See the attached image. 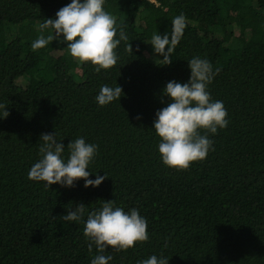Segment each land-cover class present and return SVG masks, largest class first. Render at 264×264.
Wrapping results in <instances>:
<instances>
[{
  "label": "trees",
  "instance_id": "16d2710c",
  "mask_svg": "<svg viewBox=\"0 0 264 264\" xmlns=\"http://www.w3.org/2000/svg\"><path fill=\"white\" fill-rule=\"evenodd\" d=\"M69 3L0 0V116L9 112L0 117V264H91L99 254L112 256L108 264L152 255L169 264H264V0H105L116 39L122 26L128 40L114 50L116 65L100 72L73 58L62 37L31 48L38 25ZM180 14L187 26L172 63L158 64L163 56L156 60L148 42L171 34ZM194 57L219 69L207 90L223 102L229 123L207 133L214 150L206 159L178 170L162 162L154 120L171 102L167 82H188ZM104 84L123 93L100 106ZM54 132L65 159L71 140L98 145L87 171L93 180L107 175L99 186L28 178L41 159V134ZM105 200L137 209L149 239L103 253L93 243L89 252L85 222ZM80 203L83 218L64 220Z\"/></svg>",
  "mask_w": 264,
  "mask_h": 264
},
{
  "label": "clouds",
  "instance_id": "9594fccd",
  "mask_svg": "<svg viewBox=\"0 0 264 264\" xmlns=\"http://www.w3.org/2000/svg\"><path fill=\"white\" fill-rule=\"evenodd\" d=\"M104 3L105 0H71V3L57 11L56 18H46L38 25L41 35L32 42V50L44 48L55 38L62 37V41L67 42L70 55L80 62L90 61L96 66L97 72L115 66L118 56L114 50L128 37L121 26L119 39H116V18L105 11ZM171 23V34L154 33L148 42L154 46L156 54L163 56L162 63L158 64L172 63L171 56L187 26L183 14L174 17ZM49 28L55 30V37L43 35L44 30ZM127 50L133 51L131 43L127 45ZM189 67L191 76L188 82H167L163 94L170 97L171 102L157 110L154 120V130L160 138L158 149L162 162L178 170H187L193 162L206 159L209 151L214 150L213 141L207 133L216 134L219 128H226L229 123L223 102L213 101L207 90L219 69L214 72L211 63L199 57L189 60ZM122 93L120 85L113 88L104 84L96 101L100 106H105L120 99ZM3 108L6 106L0 104V109ZM8 115L6 109L0 117L7 118ZM201 129L205 134H201ZM40 140L43 141L39 148L41 159L30 168V180L43 181L48 186L59 183L73 187L77 180L84 179V186L89 187L99 186L106 178L107 175H98L95 180L89 179L91 173L87 171L98 145L86 143L83 137L71 140L67 145L69 155L65 159L62 155L65 146L57 141L55 132L42 133ZM114 203V200H105L101 209L88 214L84 235L91 241L89 252L92 251L93 243L103 253L109 247L126 251L137 242L149 239L147 219L135 208L126 212L121 207H114ZM85 211V204L80 203L74 210L69 209L63 219L80 221ZM111 259V255L99 254L92 259L91 264H108ZM137 264H169V260L152 255Z\"/></svg>",
  "mask_w": 264,
  "mask_h": 264
},
{
  "label": "rangeland",
  "instance_id": "374dc122",
  "mask_svg": "<svg viewBox=\"0 0 264 264\" xmlns=\"http://www.w3.org/2000/svg\"><path fill=\"white\" fill-rule=\"evenodd\" d=\"M154 57L156 58V60H161V57L158 54H154Z\"/></svg>",
  "mask_w": 264,
  "mask_h": 264
}]
</instances>
